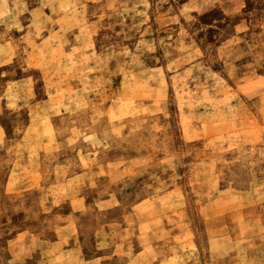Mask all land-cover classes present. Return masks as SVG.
Listing matches in <instances>:
<instances>
[{"label":"rangeland","instance_id":"374dc122","mask_svg":"<svg viewBox=\"0 0 264 264\" xmlns=\"http://www.w3.org/2000/svg\"><path fill=\"white\" fill-rule=\"evenodd\" d=\"M0 264H264V0H0Z\"/></svg>","mask_w":264,"mask_h":264}]
</instances>
